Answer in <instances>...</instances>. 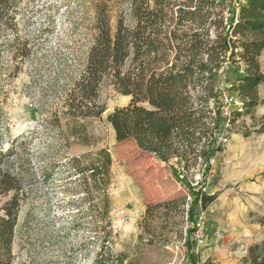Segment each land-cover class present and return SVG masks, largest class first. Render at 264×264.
Listing matches in <instances>:
<instances>
[{"label": "rangeland", "instance_id": "rangeland-1", "mask_svg": "<svg viewBox=\"0 0 264 264\" xmlns=\"http://www.w3.org/2000/svg\"><path fill=\"white\" fill-rule=\"evenodd\" d=\"M238 2L225 0L224 13ZM5 6L11 17L0 26V172L21 188L12 264H94L99 241L86 226L82 181L68 159L99 149L108 150L112 163L107 244L123 264H241L249 246L264 248L262 90L263 103L251 115L234 122L220 117L213 153L187 171L177 160L142 152L133 140L116 141L106 116L130 98L108 86L100 93L105 112L78 122L81 137L73 139L61 114L64 91L94 40L97 7L109 11L115 27L126 0H14ZM229 61L219 82L235 97L229 83L241 66L237 58ZM201 188L216 198L205 210L194 205L188 218ZM12 194H0V215ZM198 215L201 244L192 238Z\"/></svg>", "mask_w": 264, "mask_h": 264}, {"label": "trees", "instance_id": "trees-1", "mask_svg": "<svg viewBox=\"0 0 264 264\" xmlns=\"http://www.w3.org/2000/svg\"><path fill=\"white\" fill-rule=\"evenodd\" d=\"M13 1L0 0V26L11 17L5 4ZM126 3L127 10L117 17L115 27L106 8L96 9L94 40L62 99L61 114L71 123L69 133L73 139L81 137L75 125L100 118L105 112L100 93L108 86L130 98L126 107H116L106 116L117 142L133 140L142 152L159 161H179L184 171L199 161L206 163L214 150L211 143L221 117L216 71L225 57L237 58L244 66L243 74L230 86L239 104L232 109L229 121L251 115L263 103L258 87L264 84L259 63L264 54V0H244L234 25L223 19L225 0ZM27 56L28 52L23 55ZM56 116L54 122L60 126ZM68 162L82 181L85 197L80 204H87L86 226L99 241L94 264H123L107 244L113 232L106 193L112 165L108 150L83 153ZM20 189L12 175L0 172V194L13 193L1 208L0 264L13 261ZM215 198L198 189L188 218L194 205L199 203L205 210ZM247 252L241 264H264L262 244L249 246Z\"/></svg>", "mask_w": 264, "mask_h": 264}, {"label": "built area", "instance_id": "built-area-1", "mask_svg": "<svg viewBox=\"0 0 264 264\" xmlns=\"http://www.w3.org/2000/svg\"><path fill=\"white\" fill-rule=\"evenodd\" d=\"M241 4H244V0H239V2L236 4L235 8L233 9L232 13L230 12H225L224 13V20L226 22H228V20H230V22L232 23V25H234L237 22V17H238V12H239V7ZM230 61L227 57H225L222 62L219 65V68L216 71V75H217V98L219 103L221 104L220 109H219V113L220 116L224 119H228L231 116V111L234 107H236V105L239 104V101L237 99V97H233L231 96L224 88V86L222 85L221 82H219V79L222 78L223 76H225L226 71L231 68L230 66ZM209 164H213V160H210ZM200 179V178H199ZM201 181V180H200ZM199 181L197 180L194 185H198ZM201 191H204V188H201ZM203 216L202 215H198L196 221H195V229L193 231L192 234V238L195 239V241L198 244H201L203 242V238H202V229H203Z\"/></svg>", "mask_w": 264, "mask_h": 264}, {"label": "crops", "instance_id": "crops-1", "mask_svg": "<svg viewBox=\"0 0 264 264\" xmlns=\"http://www.w3.org/2000/svg\"><path fill=\"white\" fill-rule=\"evenodd\" d=\"M259 63H260V65H261V68H262L263 73H264V54H262V55L260 56V58H259ZM238 64H239V66H241V69L239 70V73H238L237 75H235L234 78H232V80L230 81L229 84H233V83L235 82V80L243 74L244 66H243L241 63H238ZM261 90H262L263 93H264V84H263V85H260V86L258 87V91H261Z\"/></svg>", "mask_w": 264, "mask_h": 264}]
</instances>
